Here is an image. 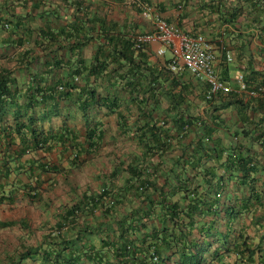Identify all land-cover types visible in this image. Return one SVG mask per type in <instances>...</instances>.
Here are the masks:
<instances>
[{
  "label": "trees",
  "instance_id": "obj_1",
  "mask_svg": "<svg viewBox=\"0 0 264 264\" xmlns=\"http://www.w3.org/2000/svg\"><path fill=\"white\" fill-rule=\"evenodd\" d=\"M18 1L0 7V205L41 204L50 175L66 182L102 146L99 117L134 106L143 124L133 129L139 159L61 208L37 243L0 251V264H264V75L243 73L253 98L234 90L215 99L214 112L236 105L245 124L234 133L238 142L213 144L202 119L179 113L189 94L185 86L175 92L181 84L170 58L148 62L136 35L88 15L82 0L63 1L74 15L60 30L50 26L66 20L56 10L16 13ZM90 43L96 47L86 58ZM162 97L176 110L174 132L167 120H154L152 108L140 109ZM200 99L211 102L205 93ZM248 111L260 118L244 117ZM119 119L127 125V116ZM9 225L29 228L23 220Z\"/></svg>",
  "mask_w": 264,
  "mask_h": 264
},
{
  "label": "crops",
  "instance_id": "obj_2",
  "mask_svg": "<svg viewBox=\"0 0 264 264\" xmlns=\"http://www.w3.org/2000/svg\"><path fill=\"white\" fill-rule=\"evenodd\" d=\"M8 1L0 0L2 10H4ZM63 1L27 0L25 3L22 0L11 7L15 9L16 13H19L23 6L25 12L22 13L38 14L41 17V13H43L41 10H56L55 15L61 14L66 20L62 19L56 23H51L50 26L53 29L60 30L67 26L68 21H72L71 17L74 15V7L66 6ZM67 1L68 3L72 1L76 4L79 0ZM82 2V10L85 13L90 15L95 12L101 18H106L130 34L137 35L152 32L157 19L164 20L187 35L202 34L212 44L216 53V74L230 84L235 93L243 99L251 96L248 92L236 91L238 88L237 75L244 73L247 77L252 72L259 76L264 75V0H82ZM254 3L256 7L252 5ZM34 4L39 6L40 9L33 10ZM11 7L10 9H12ZM43 22L42 20L36 21L39 24L34 27L40 28L41 24H44ZM2 39L4 40L5 38L0 28V41ZM95 47V43H90L87 46L84 50L86 58L92 56ZM159 48L160 44L158 43L146 46L145 53L148 56V62L156 63V61L164 58H170L169 53L164 56H158L157 50ZM227 54L231 55V62L226 60ZM2 65L6 66L3 61H0V66ZM175 76L179 78L181 84L175 89V92H180L181 88L185 86L187 88L184 89V92L189 94L187 103L180 106L179 113L187 111L192 117L202 119L205 125L212 129L210 140L213 144L214 140L217 143L219 142L221 146H229L232 142H238V138L234 133L240 131L245 124L243 120L241 122L243 118L241 117L240 119L238 116V107L230 105L214 112V108L220 105V103H217L219 100L207 103L200 99L203 97L207 87L203 81L194 78L186 71L177 73ZM168 90L167 81L164 85V93L166 94ZM161 93L163 96V91ZM159 103L156 107H152L149 104L140 109L141 111H151L152 108L154 120L158 124L163 119L167 120L166 127L174 132L171 117L176 115V110H170L169 99L162 97ZM166 113L168 114L164 115ZM120 115L128 117L127 125H124V127L121 125L123 120L119 119ZM249 115H251L250 119L258 120L260 118L256 114L255 116L251 114L250 111L244 117L247 118ZM99 119L102 120V129L104 131L102 146L79 170L71 172L69 176L75 175L76 172L90 170L89 174L94 177L95 182L85 186L80 192L79 188L69 183V179L64 182L60 175H50V185L45 183L43 187L44 192L42 193L44 194L42 195L41 204H30L23 197L22 200L17 201L13 205L1 204L0 226L4 228H0V251L7 249L3 243L2 232L17 229L22 233L21 238L22 236L27 238L31 235L30 240L32 239L35 241L34 243H37L47 229L56 223V214L61 208L73 204L84 193L98 192L106 177L114 169L125 170L132 159H139L138 137L133 129L139 128L143 124V120H138V113L135 107L130 106L127 108L123 106L119 109V114L102 117V119L99 117ZM214 123L217 125L216 130H214ZM125 128H131L132 131H123ZM173 132L169 135L174 138ZM193 135L192 133L189 139L194 140ZM32 157L34 156L27 155L24 160H30ZM207 164L211 167L213 166L214 171V164L210 161ZM218 173L223 175V169H219ZM260 179L264 180V175L260 174ZM64 185L67 186V189L65 188L66 195L70 198V203L67 204L59 203L57 197L58 188L64 187ZM30 210L38 212V215L41 216L40 221L35 223L34 226L31 225L32 221L27 217V212ZM22 220L29 226L27 230L22 231L17 226L9 225L12 222ZM38 233L41 235H36ZM20 240L19 236L17 238L19 247L21 246ZM2 246L3 248H1ZM8 250L10 249L8 248Z\"/></svg>",
  "mask_w": 264,
  "mask_h": 264
},
{
  "label": "built area",
  "instance_id": "obj_3",
  "mask_svg": "<svg viewBox=\"0 0 264 264\" xmlns=\"http://www.w3.org/2000/svg\"><path fill=\"white\" fill-rule=\"evenodd\" d=\"M135 46H148L152 43L160 44L157 50L158 56L170 54L169 68L174 73L188 72L194 78L203 81L207 85L205 92L206 100L213 101L220 95H228L234 89L223 81L215 71L216 53L212 44L202 35H187L164 20L157 19L152 32L138 34L134 38ZM226 60L231 62L230 54ZM236 82L239 92H245L246 86L243 74H238ZM255 97L256 93H249ZM174 143V140H168Z\"/></svg>",
  "mask_w": 264,
  "mask_h": 264
},
{
  "label": "rangeland",
  "instance_id": "obj_4",
  "mask_svg": "<svg viewBox=\"0 0 264 264\" xmlns=\"http://www.w3.org/2000/svg\"><path fill=\"white\" fill-rule=\"evenodd\" d=\"M90 170H83L80 172H76L75 175L69 177L68 179L70 180L69 183L75 185L77 188H79V191L81 192L83 190V188L93 182H95L94 177L90 176ZM104 178V177H103ZM65 188L67 189V186L64 185V187H59L58 191H57V197H58V201L59 203H70V198L66 195V191ZM57 201V203H58ZM27 217H29V220L32 221L31 225L34 226L35 223H37L38 221H40L41 216H39L38 212L34 211V210H30L27 212ZM22 233L20 231H18L17 229L15 230H8L5 232H2V239H3V243L5 244L6 248L12 250L13 248H16L18 245V241L17 238L20 236V239L26 243H34L35 241H33L32 239L30 240L29 237L25 238V236H22ZM38 236H40L41 234L38 233L36 234ZM3 248V246L1 247Z\"/></svg>",
  "mask_w": 264,
  "mask_h": 264
}]
</instances>
